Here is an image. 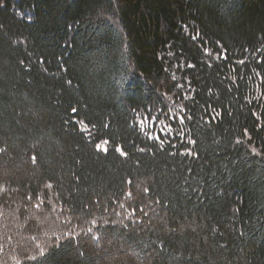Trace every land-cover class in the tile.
<instances>
[{
	"label": "trees",
	"instance_id": "1",
	"mask_svg": "<svg viewBox=\"0 0 264 264\" xmlns=\"http://www.w3.org/2000/svg\"><path fill=\"white\" fill-rule=\"evenodd\" d=\"M0 264H264V0H0Z\"/></svg>",
	"mask_w": 264,
	"mask_h": 264
},
{
	"label": "snow or ice",
	"instance_id": "2",
	"mask_svg": "<svg viewBox=\"0 0 264 264\" xmlns=\"http://www.w3.org/2000/svg\"><path fill=\"white\" fill-rule=\"evenodd\" d=\"M241 63H243V62H241ZM72 111H73V113H76L78 110L76 108H73ZM145 119H148V118H145ZM153 119H155V118H153ZM175 119H178L180 123H183L185 117L180 116V117H175ZM144 122H145L144 120H140L138 123L142 125ZM170 127L171 126L169 125V128ZM148 138L149 139H154V140H160V137L159 136H149ZM109 143H110V141L105 140V141H103V144H97L96 145V150L98 152L103 151V152L107 153L108 152L107 145ZM115 151H117L118 153H120V155H122V156H125V157L127 156V153L124 151V149H123L122 146H117L116 149H115ZM141 151H143V149H141ZM129 183H131V181H129ZM29 199H31V197H29ZM37 207H39V206L37 205ZM89 231H90V229H89Z\"/></svg>",
	"mask_w": 264,
	"mask_h": 264
},
{
	"label": "rangeland",
	"instance_id": "3",
	"mask_svg": "<svg viewBox=\"0 0 264 264\" xmlns=\"http://www.w3.org/2000/svg\"><path fill=\"white\" fill-rule=\"evenodd\" d=\"M32 215H33V214H32ZM33 217H34V218H37V217H35V216H33ZM37 219H38V218H37ZM22 223H23V222L19 223V225L23 226ZM17 225H18V224L11 225V226L15 228V227H18ZM21 237H22V238H21V239H22V242H26V239L28 240L27 236H25V233H24V234H21ZM41 244H42V243H38V244H37V247L40 246Z\"/></svg>",
	"mask_w": 264,
	"mask_h": 264
}]
</instances>
